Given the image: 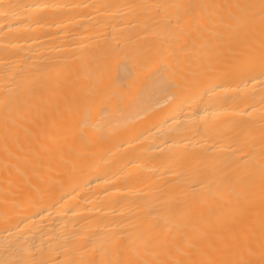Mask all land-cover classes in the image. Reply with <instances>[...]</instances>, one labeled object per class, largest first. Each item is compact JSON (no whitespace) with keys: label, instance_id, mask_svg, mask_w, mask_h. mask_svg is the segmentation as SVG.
Returning a JSON list of instances; mask_svg holds the SVG:
<instances>
[{"label":"bare ground","instance_id":"bare-ground-1","mask_svg":"<svg viewBox=\"0 0 264 264\" xmlns=\"http://www.w3.org/2000/svg\"><path fill=\"white\" fill-rule=\"evenodd\" d=\"M259 4L0 0V264H264Z\"/></svg>","mask_w":264,"mask_h":264},{"label":"snow or ice","instance_id":"snow-or-ice-1","mask_svg":"<svg viewBox=\"0 0 264 264\" xmlns=\"http://www.w3.org/2000/svg\"><path fill=\"white\" fill-rule=\"evenodd\" d=\"M247 7L249 8H256V5H248ZM259 15L261 18V24L262 27H264V0H260V4H259ZM261 184H260V189L261 192L264 193V164L261 165Z\"/></svg>","mask_w":264,"mask_h":264}]
</instances>
